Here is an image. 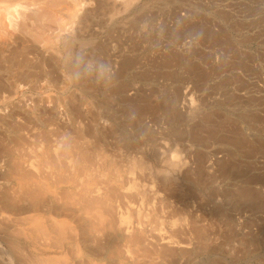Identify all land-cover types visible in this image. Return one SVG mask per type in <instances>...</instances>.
<instances>
[{
    "label": "rangeland",
    "instance_id": "obj_1",
    "mask_svg": "<svg viewBox=\"0 0 264 264\" xmlns=\"http://www.w3.org/2000/svg\"><path fill=\"white\" fill-rule=\"evenodd\" d=\"M90 17L87 99L27 93L28 108L59 107L65 114L57 119L23 113L20 101L0 103L18 112L0 119L3 255L19 258L22 245L29 256L69 264H264V0H93ZM93 58L113 66L107 87L95 83L107 69ZM83 147L89 161H73ZM21 154L70 182L44 198L57 211L25 204L18 223H3ZM87 181L103 191L114 185V219L129 214L150 238L172 239V252L146 255L121 225L108 228L97 209L85 213L75 184ZM40 213L68 220L79 240L65 243L67 256L34 232Z\"/></svg>",
    "mask_w": 264,
    "mask_h": 264
},
{
    "label": "bare ground",
    "instance_id": "obj_2",
    "mask_svg": "<svg viewBox=\"0 0 264 264\" xmlns=\"http://www.w3.org/2000/svg\"><path fill=\"white\" fill-rule=\"evenodd\" d=\"M92 5L93 0H0V103L8 104L20 101L25 104V108H20V111L23 113L35 114L38 116H53L57 119L65 114L59 107H55L56 109L52 110L47 108L49 111L35 106L28 108L25 100V98L29 96L27 93L31 90H40V92L42 91V93H44L43 95H45L43 96L44 99L48 101L53 99L59 101L64 100L66 103L87 99L89 94V82L86 78L87 73L83 66L88 63L89 57V21L92 14ZM78 41H80L79 45L77 44ZM81 57H85V60L81 61ZM59 75L64 76L62 82L59 79ZM74 75H81L80 78L82 82L80 90L73 88ZM16 113L18 112L14 109H2L0 110V119L4 116H13ZM66 148L67 147H65V149ZM85 148L83 147V149ZM86 150L87 149H85L83 153H80V156L77 155L79 157L76 159L74 158L73 161L77 160L78 163H87L89 157L87 156L88 151L86 152ZM20 156L21 157L17 159L14 164L15 170L12 171L16 175V180L19 181H17L19 183V189L14 191L12 196L3 204V208L7 211H2L4 213L3 215L1 214L3 223H14V221L18 223L19 220L15 218V215L20 214L19 211L24 208L23 206L25 204V208L33 211H41L43 207H48L51 211H57L59 208L52 205V201L50 205H45L44 198L46 195L56 194L59 188H61V184L70 182V178L69 180L66 178L67 181L63 176L64 179L61 177L62 180L60 178H58L59 180H53L56 176L54 178L52 177V179L51 175H54V173L49 175L50 172H48L46 174L42 171L43 168L41 169V167L38 166L39 164L37 166L35 164L27 165L25 161L22 160L25 156L23 157V154ZM43 156L47 158L49 155H45L44 153ZM176 157V154H173V158ZM42 159L48 162L45 158ZM54 161L55 160L52 162ZM57 176L59 177V174ZM68 176L70 177V175ZM75 185L77 186H75L77 188L75 190H77L76 193L79 197H77V200L75 199L76 197H74L76 200L75 203L80 204L79 206H82V209H84L83 211L86 210L85 213L87 210L97 209L100 214L95 212L96 215L99 214V216L103 218V220L101 219L102 222L100 221L102 224H105L111 229H114L116 224L121 225L123 227V233L130 244H134L136 247L141 246V248L147 252L146 255H150L152 251H160V253L165 254L176 246V243L167 237L150 238L143 232V228L140 227L142 224L138 225L133 223L130 219V215L127 213L119 215V222L118 220L116 221L114 219L116 214L114 210H116V208L112 205V198L110 197L112 193H116L114 185L109 186L108 189L105 188L106 190L104 191L99 187L96 188L95 186H91L93 184L88 181ZM62 191L60 193H62ZM57 198L61 197L59 196ZM71 203L74 205L73 201ZM74 206H76V204ZM68 207L70 206H67V208ZM140 213L139 210V214ZM41 214L42 213L39 214L40 217H35L36 219L32 217L31 221L38 224L34 232L41 234L47 246L52 245L54 247L58 245L59 248L58 246L57 248L60 249L61 252H65V243L76 239V237H73L75 232H72L71 225L67 223L68 220L66 222L64 220H56L52 217L53 219L50 218L51 220L48 221L46 217L47 223H45L44 220L46 219L42 220ZM24 229L22 233H24V236L26 235L25 237H27V240L30 239L31 241L32 239V243L36 244L38 241L32 238L33 235H30L31 233L29 236L27 232L25 234ZM48 235L52 238H49ZM41 237L39 239H41ZM77 244L79 245V243ZM2 249L3 248L0 249V264H69L67 261L60 263L54 258L45 260L43 257L40 258L39 255H37L39 256L37 257L31 252L29 256L26 254L27 250L25 247L23 248L22 245H18L16 248L21 258H18V256H10V254L5 257ZM81 251V249H78L76 252L81 256L83 253ZM68 254L69 252L66 251V256ZM70 264L72 263L70 262ZM134 264H139L138 260H134Z\"/></svg>",
    "mask_w": 264,
    "mask_h": 264
},
{
    "label": "clouds",
    "instance_id": "obj_3",
    "mask_svg": "<svg viewBox=\"0 0 264 264\" xmlns=\"http://www.w3.org/2000/svg\"><path fill=\"white\" fill-rule=\"evenodd\" d=\"M80 59L81 61H84L85 57H81ZM92 62L99 63L101 66L107 69V75L104 78L98 79L95 82L98 86L107 87L113 81L114 76H115L113 66L106 60L96 61L95 58H93Z\"/></svg>",
    "mask_w": 264,
    "mask_h": 264
}]
</instances>
